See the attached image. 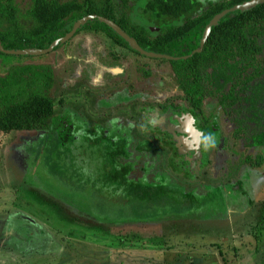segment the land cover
I'll return each mask as SVG.
<instances>
[{
  "label": "rangeland",
  "instance_id": "1",
  "mask_svg": "<svg viewBox=\"0 0 264 264\" xmlns=\"http://www.w3.org/2000/svg\"><path fill=\"white\" fill-rule=\"evenodd\" d=\"M76 33L45 55L0 54V75L27 64L55 74L52 129L0 137V264H264V162L247 163L264 149L236 142L224 116L213 135L203 128L167 66L123 49L116 63L107 38ZM115 139L128 154L116 182Z\"/></svg>",
  "mask_w": 264,
  "mask_h": 264
},
{
  "label": "trees",
  "instance_id": "2",
  "mask_svg": "<svg viewBox=\"0 0 264 264\" xmlns=\"http://www.w3.org/2000/svg\"><path fill=\"white\" fill-rule=\"evenodd\" d=\"M247 1L250 0L202 1L201 4L198 0H27L23 7L20 0H0V43L3 48L0 54L7 55L4 51L48 50L69 34L82 18L97 15L109 19L135 39L142 49L173 59L142 56L99 20L87 22L76 35L86 31L107 38L116 50L109 53L116 63L124 58L120 51L123 49L156 64L159 69L167 66L203 128L217 125L213 120L217 119V93L223 94L227 85L233 87L218 101L224 111L232 112L229 117L235 125L233 137L244 139L246 148L264 147V86L258 83L260 81L255 82L252 94L248 96H237L234 91L243 86L251 88L255 78L264 77V4L245 12H230L212 28L203 50L198 52L210 21ZM135 11L139 12V20L133 16ZM62 46L59 43L52 52ZM144 66L138 68V73L143 79H149L152 72ZM253 68L254 71H249ZM54 84V70L48 65H14L6 74L0 75V137L50 131L55 125ZM235 105L238 109H233ZM207 107L211 110L209 118L206 117ZM250 124L254 127L250 128ZM61 126L69 135L72 125ZM209 132L213 135L212 129ZM118 141L115 139L112 143L116 152L106 153L111 158L108 165L115 182L119 174L127 171L117 165V159L128 155L122 150L125 141L120 146ZM250 161L247 158V163L258 168L263 165L264 158L258 156L256 163ZM108 165L102 164L101 169L106 172ZM124 181L131 184L125 177ZM165 183L156 184V187L164 188ZM137 185L141 190L150 189L145 183ZM145 200L140 197L137 201ZM176 201L184 202L187 207L195 202L192 205L191 197L185 193H180Z\"/></svg>",
  "mask_w": 264,
  "mask_h": 264
},
{
  "label": "water",
  "instance_id": "3",
  "mask_svg": "<svg viewBox=\"0 0 264 264\" xmlns=\"http://www.w3.org/2000/svg\"><path fill=\"white\" fill-rule=\"evenodd\" d=\"M264 4V0H250L247 2H244L243 4H240L238 6H235L233 9L231 10H226L223 11L222 13L216 15L208 24V26L205 29L204 35H203V39L201 41V47L198 50V52H201L204 48V45L209 37V35L211 34V30L213 27L217 26L219 24V22L226 16L228 15L230 12H236V11H240V12H245L247 10H250L251 8H254L258 5ZM93 20H99L102 23L107 24L110 29L118 36L120 37L122 40H124L129 47L133 50L138 52L139 54H141L142 56L151 58V59H170L172 60L173 58L168 57V56H164V55H159V54H155L152 52H148L144 49H142L139 44L136 42L135 39H133L132 37H130L125 31H123L121 29V27L119 25H117L115 22L97 16V15H90V16H86L84 18H82L81 20L77 21L74 26L73 29L71 30V32L69 34H67L64 38L56 41L55 43H53L50 48L48 50H21V51H4V53L8 54V55H17V56H41V55H45L48 53H51L52 50L60 43V44H65L66 42H68L74 35L75 33L82 27L84 26L87 22L89 21H93ZM0 50H3L1 43H0ZM184 119H186V117H184ZM184 130L186 132H189V134H192L194 132V134H197V131L195 130V128L193 127L192 124H188V125H184Z\"/></svg>",
  "mask_w": 264,
  "mask_h": 264
},
{
  "label": "flooded vegetation",
  "instance_id": "4",
  "mask_svg": "<svg viewBox=\"0 0 264 264\" xmlns=\"http://www.w3.org/2000/svg\"><path fill=\"white\" fill-rule=\"evenodd\" d=\"M255 69L253 68V69H249V71H254ZM263 79H264V77L263 76H261L260 77V79L259 78H255L252 82H251V84H250V87L251 88H247V89H245L244 88V86L241 88H238V89H236V90H234L235 91V95H237V96H248V95H251L252 94V89H253V86H254V83L255 82H257V81H260V82H258V83H260V84H262L263 86H264V82H263ZM233 88V87H232ZM229 85H227L226 86V88L225 89H223V94L222 93H220V92H218L217 93V125H218V118H220V116H224L225 118H227V120L228 121H230L231 122V118L229 117V115L232 113V112H230V110L229 109H225V111L221 108V107H219L218 106V101H220V98H222L223 96H225V95H227L230 91H231V89H232ZM258 88V87H257ZM263 93H264V91H262ZM233 109H238V106L237 105H235V106H233ZM196 118V117H195ZM197 119V118H196ZM199 123V122H198ZM232 123V122H231ZM232 125L234 126V129H235V125L232 123ZM251 125V124H250ZM194 126H195V128L197 127V125L196 124H194ZM203 127V126H202ZM214 127H216V126H213L212 128H210V129H212L213 130V128ZM252 127H254V124L253 125H251L250 126V128H252ZM71 128H73V126H71ZM200 133H201V137H200V141H206V139H204V134H205V132L203 133V131H200V130H198ZM234 131V130H233ZM36 134H40V132H35ZM192 138H193V142L195 141V139L197 138V134L195 133L193 136H191ZM232 137H233V132H232ZM233 139L236 141V142H241L244 146H245V142H244V139H236V138H234L233 137ZM253 148H262V149H264V147H252L251 149H253ZM248 149H250V148H248Z\"/></svg>",
  "mask_w": 264,
  "mask_h": 264
},
{
  "label": "clouds",
  "instance_id": "5",
  "mask_svg": "<svg viewBox=\"0 0 264 264\" xmlns=\"http://www.w3.org/2000/svg\"><path fill=\"white\" fill-rule=\"evenodd\" d=\"M212 146H214V144L211 142V138L206 139L205 147L208 148V147H212Z\"/></svg>",
  "mask_w": 264,
  "mask_h": 264
}]
</instances>
